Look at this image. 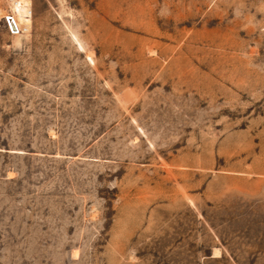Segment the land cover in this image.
<instances>
[{
	"label": "rangeland",
	"instance_id": "374dc122",
	"mask_svg": "<svg viewBox=\"0 0 264 264\" xmlns=\"http://www.w3.org/2000/svg\"><path fill=\"white\" fill-rule=\"evenodd\" d=\"M28 1L0 264H264V0Z\"/></svg>",
	"mask_w": 264,
	"mask_h": 264
},
{
	"label": "bare ground",
	"instance_id": "6f19581e",
	"mask_svg": "<svg viewBox=\"0 0 264 264\" xmlns=\"http://www.w3.org/2000/svg\"><path fill=\"white\" fill-rule=\"evenodd\" d=\"M5 1L8 3L9 8L11 9V13L19 22V24L24 28V30H28L27 27H29L30 25L29 1L28 0H5Z\"/></svg>",
	"mask_w": 264,
	"mask_h": 264
},
{
	"label": "built area",
	"instance_id": "2783aa9c",
	"mask_svg": "<svg viewBox=\"0 0 264 264\" xmlns=\"http://www.w3.org/2000/svg\"><path fill=\"white\" fill-rule=\"evenodd\" d=\"M1 21L9 34H19L24 31V28L19 24L9 9L2 13Z\"/></svg>",
	"mask_w": 264,
	"mask_h": 264
}]
</instances>
